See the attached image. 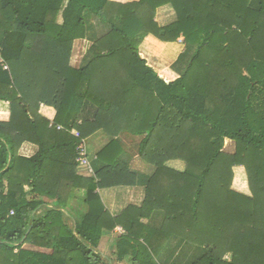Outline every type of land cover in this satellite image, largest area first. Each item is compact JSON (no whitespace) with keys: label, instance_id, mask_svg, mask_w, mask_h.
<instances>
[{"label":"trees","instance_id":"1","mask_svg":"<svg viewBox=\"0 0 264 264\" xmlns=\"http://www.w3.org/2000/svg\"><path fill=\"white\" fill-rule=\"evenodd\" d=\"M164 5L176 19L160 26L154 16ZM147 34L183 37L174 80L140 56ZM77 38L92 43L75 67ZM0 59V100L9 106L0 120V264H105L93 247L102 225L94 209L74 227L64 212L74 187L89 198L96 186L131 183L137 172L119 157L121 132L141 137L139 155L153 166L140 175L146 195L135 216L104 212L110 229H127L132 264H159L139 222L152 209L171 230L191 231L197 217L223 225L215 244L184 235L205 246L190 264H264V0H0ZM41 104L55 110L51 121ZM96 130L112 139L92 161L87 151L90 171L77 146ZM25 142L35 154L18 153ZM238 165L249 195L230 189Z\"/></svg>","mask_w":264,"mask_h":264},{"label":"crops","instance_id":"2","mask_svg":"<svg viewBox=\"0 0 264 264\" xmlns=\"http://www.w3.org/2000/svg\"><path fill=\"white\" fill-rule=\"evenodd\" d=\"M119 3L132 2L137 0H111ZM172 8L169 6H160L156 9L154 20L160 25H166L173 22L176 18L175 13L172 12ZM91 41L77 38L73 41V51L76 47L79 56L82 58L87 49L91 45ZM184 49L183 37H179L175 42L162 41L154 37L152 34H147L142 38L139 44V54L142 58L146 60V64L150 66L160 77L166 81L174 80L179 76V71L182 69L183 62L175 64L173 70L170 65L177 59L180 52ZM70 63L72 66L75 65L76 59L71 57ZM78 61L76 63H79ZM165 66L164 72L159 70ZM158 70V71H157ZM173 73V77H170ZM41 106V110L40 109ZM38 109V113L46 116L48 119L53 118L54 114L52 112V107L45 106L41 104ZM44 111V112H43ZM55 112V110H54ZM8 113V115H6ZM53 114V115H52ZM9 118V106L8 102L0 100V120H7ZM50 120V119H49ZM126 133V132H125ZM128 134V135H127ZM123 134L122 132L115 137L118 141L121 149L119 151V157L127 163L131 171L137 172L135 176L132 177L130 184H109L104 187L96 186L93 190V194L97 196L87 197V190L84 188H72L69 194L68 210L64 212V220L71 214L72 227L76 226L77 222H82L83 218L89 214V209H94L95 215L100 217L102 225L99 231H96L93 235L94 238V251L99 254L100 259L105 264H132L134 258V247L131 243L123 242V237H125L128 232L125 227L120 224H116L110 229V220L105 216L104 212H107L111 218L117 217L122 211L130 208L133 209L132 217L136 215V208L143 205L144 197L146 195V188L143 181V176L149 175L153 171V166L144 162L139 155V141L140 136H134L129 133ZM124 136L138 137L139 140L136 146V153L130 155L127 150V143H125ZM110 137L103 130L93 131L86 137V141L90 140L91 148L94 154L89 155V158L94 159L96 154L111 141ZM225 140H230L226 138ZM232 140H230L231 142ZM87 143V142H86ZM235 149V144L230 145V147ZM224 148V146H223ZM229 148V147H228ZM88 149V148H87ZM37 151V146L28 142L21 145L18 153L23 156H31ZM123 151V152H122ZM223 151L227 153H232L234 150ZM136 156V157H135ZM140 158L143 162V167L136 168L130 165L133 158ZM90 161V163H91ZM94 163V162H93ZM136 163V162H135ZM169 165L173 166L178 170H182L184 165L181 161L169 162ZM149 166L152 169H146L143 171L145 166ZM234 173L240 175L245 172L244 167L241 165L234 166L232 168ZM79 173V172H78ZM139 173V174H138ZM80 174V173H79ZM140 175H143L140 177ZM84 176V175H83ZM106 178V177H105ZM107 181L109 179L107 178ZM58 180L53 181L56 185ZM230 189L237 192L249 195L250 191L247 186V182H242L239 180V176H234ZM90 203V205H89ZM101 207L104 210L101 211ZM162 212L153 211L150 212L149 218L140 217L139 222L146 225L147 229L144 231L145 236L152 238L151 244L154 250L158 253L157 261L159 264H190L192 261L197 259L203 252L204 245H198L194 242L184 239V235H188L190 239L195 241L200 240L203 244L211 243V239L220 237L223 231V225L220 223L205 220L203 218H195L192 221L193 229L191 231H182L178 227L174 226L173 230L171 228L162 227ZM128 219V218H127ZM125 221V219H124ZM128 222V221H127ZM68 224V223H67ZM69 225V224H68ZM71 226V225H69ZM167 229V230H166ZM138 231L140 232L141 229ZM215 236V237H214ZM141 243H144L142 237L139 238ZM210 245V244H208ZM26 249L49 252L50 250L35 247L32 245H24ZM229 253L224 255V258H229Z\"/></svg>","mask_w":264,"mask_h":264},{"label":"rangeland","instance_id":"3","mask_svg":"<svg viewBox=\"0 0 264 264\" xmlns=\"http://www.w3.org/2000/svg\"><path fill=\"white\" fill-rule=\"evenodd\" d=\"M167 6V5H166ZM171 10V9H170ZM172 12H174L173 10H171ZM72 46H73V44H72ZM71 57L74 59V61H75V59H76V62H77V59H78V61H80L81 62V57L79 56V54H78V50L76 49V47H75V49H74V51H73V47H72V50H71V56H70V63H72L71 62ZM75 62V67H77V66H79V64H80V62L79 63H76ZM173 64V63H172ZM172 64L170 65V68L173 70V68H172ZM73 65V64H72ZM164 69H165V66L163 67V68H160L159 70H161L162 72H164ZM158 71V70H157ZM246 75H249V72H246ZM169 76L170 77H173V73L170 75L169 74ZM39 110H41V106H40V109ZM44 112V111H43ZM52 112H53V114L55 113L54 112V109H52ZM41 113H42V110H41ZM52 114V115H53ZM6 115H8V113L6 114ZM49 119H52V118H49ZM51 121V120H50ZM123 134L125 135V134H127V133H124L123 132ZM128 135V134H127ZM124 138V140H125V143H127V145H128V147H127V150H128V152L130 153V155H134L135 153H136V146H137V142H138V140H139V138L138 137H131V141H129L130 140V136H124L123 137ZM87 143V151H88V154L89 155H92V154H94V151L92 150V148H91V143H90V140H87L86 141ZM234 144V142L233 141H231L230 142V140H224V144H223V146H224V148L223 149H227V150H234V148L231 146L230 147V145H233ZM229 147V148H228ZM235 147V146H234ZM136 157V156H135ZM136 162V163H135ZM143 161L140 159V158H133L132 159V161H131V163H130V165H132L133 167H136V168H141V166L143 167V163H142ZM152 169L151 167H149V166H145L144 168H143V171L144 170H146V169ZM239 176V180L240 181H242V182H247V178H246V174H245V172H242L240 175H238V173H234L233 172V177L234 176ZM233 177H232V179H233ZM247 186H248V183H247ZM249 189V188H248ZM201 212L202 213H206L207 212V210L205 209V208H203V209H201ZM213 215H216L215 214V212H213V214H211V216H213ZM71 216V214L66 218V223H68L69 225H71V227H72V218L70 217ZM222 233H223V231H222ZM216 240H218V242L219 241H221L222 239L221 238H214V241L211 239V241H213V243L215 244L216 242ZM220 244V243H219ZM26 246V245H25Z\"/></svg>","mask_w":264,"mask_h":264},{"label":"built area","instance_id":"4","mask_svg":"<svg viewBox=\"0 0 264 264\" xmlns=\"http://www.w3.org/2000/svg\"><path fill=\"white\" fill-rule=\"evenodd\" d=\"M0 61L3 63V67L5 69H7V64H5V62L0 59ZM58 128H61L60 126H58ZM79 133H77L75 131V135H78ZM77 153H78V156L76 158V160L78 161V163L80 165H86L89 170L91 171V166H90V163H89V158L87 157V149H86V142L84 139H82V141L78 144L77 146Z\"/></svg>","mask_w":264,"mask_h":264}]
</instances>
